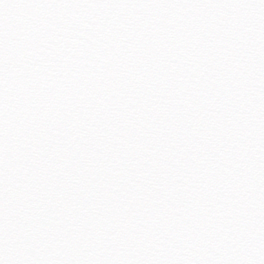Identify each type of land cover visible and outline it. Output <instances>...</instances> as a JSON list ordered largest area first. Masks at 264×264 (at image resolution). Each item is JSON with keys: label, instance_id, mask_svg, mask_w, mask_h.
<instances>
[{"label": "snow or ice", "instance_id": "1", "mask_svg": "<svg viewBox=\"0 0 264 264\" xmlns=\"http://www.w3.org/2000/svg\"><path fill=\"white\" fill-rule=\"evenodd\" d=\"M0 264H264V0H0Z\"/></svg>", "mask_w": 264, "mask_h": 264}]
</instances>
